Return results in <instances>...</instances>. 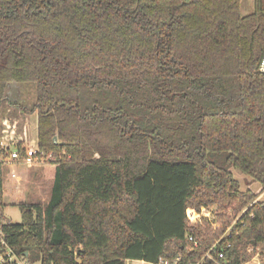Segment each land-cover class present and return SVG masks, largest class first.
Instances as JSON below:
<instances>
[{
  "label": "trees",
  "instance_id": "trees-1",
  "mask_svg": "<svg viewBox=\"0 0 264 264\" xmlns=\"http://www.w3.org/2000/svg\"><path fill=\"white\" fill-rule=\"evenodd\" d=\"M252 10L241 0H0V133L8 85L34 83V103L14 113L36 115L43 162L56 165L48 201L19 204L15 223L2 214L0 164V229L16 257L5 264L262 257L264 0ZM211 207L212 218L189 222V208Z\"/></svg>",
  "mask_w": 264,
  "mask_h": 264
},
{
  "label": "rangeland",
  "instance_id": "rangeland-1",
  "mask_svg": "<svg viewBox=\"0 0 264 264\" xmlns=\"http://www.w3.org/2000/svg\"><path fill=\"white\" fill-rule=\"evenodd\" d=\"M253 0H241V11L244 15L251 13L253 10ZM8 101L7 106H13L8 112H5L7 118L12 120V123L18 124L17 127H21L24 123L20 122V117L18 114L14 113L15 105L25 104L26 106H31L36 98L37 88L34 83H10L8 85ZM10 105H9V104ZM4 115V117H5ZM25 115V114H24ZM28 124V135L30 138L36 139V115L27 114ZM15 170L16 177L10 178L9 172L10 167L4 169V181H3V208L2 214L6 218L11 219L15 223L21 222V213L19 210V204L24 203H46L49 198V193L54 181L55 175V164L50 163H35V164H18L12 167ZM235 180L238 181L242 190H251L258 193L259 183H254L251 181L250 177L246 176L242 172H238L235 169H230ZM264 199V192L258 195V200ZM207 212H204L209 218H212V211L215 210L214 207L208 208ZM232 221H235L238 216H235L232 211L228 212ZM220 226V225H218ZM264 264V254L258 259ZM18 264H29L23 261H17ZM0 264H2L0 262ZM39 264V263H34ZM132 264V263H129ZM244 264H257L256 259H249Z\"/></svg>",
  "mask_w": 264,
  "mask_h": 264
},
{
  "label": "built area",
  "instance_id": "built-area-1",
  "mask_svg": "<svg viewBox=\"0 0 264 264\" xmlns=\"http://www.w3.org/2000/svg\"><path fill=\"white\" fill-rule=\"evenodd\" d=\"M259 70L264 72V53L259 61ZM20 122L22 119L20 118ZM18 124L7 122L5 127L0 133V164H5L10 167L9 176L10 178H15V170L12 168L18 164H35L42 163L44 161V153L40 151L38 141L34 138H30L28 135V126L23 124L21 127H17ZM21 148L23 153L21 154ZM208 208H201L200 211L189 208L187 210V218L189 222L195 223L200 221L201 218H209L204 212H207ZM228 230V228H227ZM189 241H194V237L189 235ZM214 248V246H213ZM212 248V249H213ZM0 262L3 264L9 263L16 259L12 250L7 247V244L3 237V232L0 229ZM248 252L251 253L252 249L249 248ZM259 251H257L253 256L252 260L256 259L257 264H263L259 259ZM212 260L210 251L206 253L205 258ZM218 259L223 258V253L220 251L217 254ZM18 261V260H17ZM157 264H169L168 262L160 261ZM176 264V263H174Z\"/></svg>",
  "mask_w": 264,
  "mask_h": 264
},
{
  "label": "crops",
  "instance_id": "crops-1",
  "mask_svg": "<svg viewBox=\"0 0 264 264\" xmlns=\"http://www.w3.org/2000/svg\"><path fill=\"white\" fill-rule=\"evenodd\" d=\"M9 104V103H8ZM9 108L7 109V111L8 110H10L11 108V106H8ZM19 117L20 118H22L23 119V117H24V123L23 124H26V121L28 120L27 119V116H25L24 114H21L20 112H19ZM3 124H4V127H5V124L7 123V122H10V124L12 123V120H10V118H7V116H6V119H4L3 121ZM22 122H23V120H22ZM27 126H28V124H26ZM9 167V166H8ZM129 263H132V264H148V263H145V262H143V261H135V262H128V264Z\"/></svg>",
  "mask_w": 264,
  "mask_h": 264
}]
</instances>
